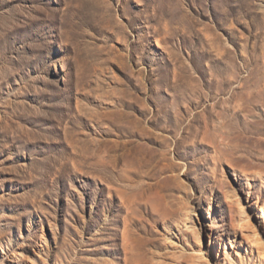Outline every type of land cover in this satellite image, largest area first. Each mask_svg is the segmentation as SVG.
Here are the masks:
<instances>
[{"label":"rangeland","instance_id":"obj_1","mask_svg":"<svg viewBox=\"0 0 264 264\" xmlns=\"http://www.w3.org/2000/svg\"><path fill=\"white\" fill-rule=\"evenodd\" d=\"M181 259L264 264V0H0V264Z\"/></svg>","mask_w":264,"mask_h":264},{"label":"bare ground","instance_id":"obj_2","mask_svg":"<svg viewBox=\"0 0 264 264\" xmlns=\"http://www.w3.org/2000/svg\"><path fill=\"white\" fill-rule=\"evenodd\" d=\"M189 245V244H188ZM189 247H191L192 249H194V251L197 253L199 252L201 254V258L204 256V255H207V252L205 251L204 247L203 246H199L198 248H195L193 247V242L189 245ZM198 249V250H197ZM185 259V258H184ZM184 259H181V263L182 264H187L185 263V260ZM188 264H196L195 260L192 261L191 263H188Z\"/></svg>","mask_w":264,"mask_h":264}]
</instances>
